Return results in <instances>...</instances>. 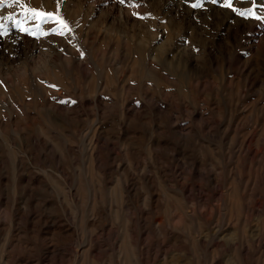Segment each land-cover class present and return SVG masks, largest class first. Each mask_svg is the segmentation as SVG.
<instances>
[{"label": "rangeland", "instance_id": "374dc122", "mask_svg": "<svg viewBox=\"0 0 264 264\" xmlns=\"http://www.w3.org/2000/svg\"><path fill=\"white\" fill-rule=\"evenodd\" d=\"M21 2L71 31L0 21V264H264V0Z\"/></svg>", "mask_w": 264, "mask_h": 264}, {"label": "snow or ice", "instance_id": "6c2138e0", "mask_svg": "<svg viewBox=\"0 0 264 264\" xmlns=\"http://www.w3.org/2000/svg\"><path fill=\"white\" fill-rule=\"evenodd\" d=\"M121 4L125 3V0H119ZM213 3H216L217 0H212ZM129 3L131 4V0H129ZM7 4L9 7L13 5H17L22 8L23 14H25V20L20 21L15 19V15H8L6 17H0V21H9V20H14L15 21V26L20 29L22 32H27L29 34L31 33V30L27 27H22V25L26 22V20H39L41 22H47V21H54L57 23L58 27L53 29V32L59 35H66L68 34L71 29L69 28V25L67 24L66 21H64L60 13L57 12L55 14L53 13H43L42 11H38L36 9L32 8H26L24 7L23 3L21 0H0V6H4ZM233 5V0H224L223 6L230 8L233 12L237 13L241 17H248V16H255V13L251 8L246 9V10H241L238 8L232 7ZM192 8H200L202 7V2L201 0H194V2L191 3L190 5ZM135 15V13H134ZM143 18V17H140ZM257 19H260V17H256ZM37 29L39 30V24L36 25ZM6 34L5 30V25L3 23H0V35ZM41 34H47V33H41Z\"/></svg>", "mask_w": 264, "mask_h": 264}, {"label": "bare ground", "instance_id": "6f19581e", "mask_svg": "<svg viewBox=\"0 0 264 264\" xmlns=\"http://www.w3.org/2000/svg\"><path fill=\"white\" fill-rule=\"evenodd\" d=\"M6 206H7V205H6ZM7 208H8V207H7ZM17 210H18V209H16V212H15V213H17ZM14 211H15V210H14ZM11 213H12V212H11ZM15 213H14V214H15ZM20 214H21V213H20ZM15 215H16V214H15ZM17 216H18V215H17ZM96 221H97V220H96ZM129 227H130V226H129ZM33 228H34V227H33ZM128 229H129V228H128ZM128 232H129L130 234H128V236H127L128 241H127V244H126V245H127V258H128V259H127V258H126V259L129 261V260L132 259V258L130 259V257H131V252L133 251V247H132V242H131V240L129 239V238L131 237L132 233H131L130 231H128ZM33 233H34V232H33ZM33 233H32V234H33ZM34 235H36V234H34ZM36 237H37V236H35V238H36ZM33 238H34V237H33ZM37 238H38V237H37ZM133 238H134V237H133ZM16 241H17V240H16ZM34 241H35V240H34ZM125 242H126V241H125ZM12 243H14V242H12ZM65 243H66V242H65ZM37 244H38V243H37ZM11 245H13V244H11ZM11 245H10V246H11ZM19 245H20V243L18 244V247H19ZM13 246H14V245H13ZM30 246H31V245H30ZM43 246H44V245H43ZM11 247H12V246H11ZM9 248H10V247H9ZM42 248H43V247H42ZM44 248L46 249V247H44ZM17 249H18V248H17ZM19 250H20V248H19ZM8 251L11 252L10 250H8ZM8 251H7V252H8ZM75 251H76V250H75ZM38 252H39V251H38ZM11 253H12V252H11ZM14 253H15V250H14ZM17 253H18V252H17ZM134 253H135V252H134ZM49 254H50V253H49ZM66 254H67V253H66ZM12 255H13V254H12ZM15 255H16V254H15ZM59 255H60V254H59ZM8 256H9V254H8ZM65 256H66V255H65ZM68 256H69V255H68ZM29 257H30V256H29ZM57 257H58V256H57ZM9 258H10V257H9ZM38 259H39V256H38ZM49 259H50V258H49ZM59 259H60V258H59ZM67 259H69V258H66V260H67ZM8 260H9V259H8ZM20 260H22V259H20ZM69 260H70V259H69ZM69 260H67V261H69ZM11 261H13V257H12ZM39 261H40V259H39ZM9 262H10V261H9ZM17 262H18V261H17ZM21 262H22V261H21ZM61 262H62V261H61ZM10 263H11V262H10ZM24 263H25V262H24ZM66 263H67V262H66ZM68 263H69V262H68ZM68 263H67V264H68ZM130 263H131V262H130ZM21 264H22V263H21Z\"/></svg>", "mask_w": 264, "mask_h": 264}]
</instances>
